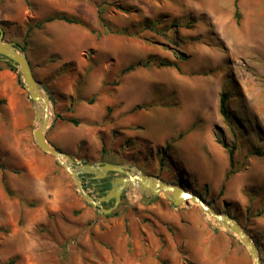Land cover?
I'll return each mask as SVG.
<instances>
[{
    "label": "rangeland",
    "instance_id": "obj_1",
    "mask_svg": "<svg viewBox=\"0 0 264 264\" xmlns=\"http://www.w3.org/2000/svg\"><path fill=\"white\" fill-rule=\"evenodd\" d=\"M234 3L0 0V28L22 49L28 25L80 22L46 25L33 33L36 51L30 38L32 54L22 49L50 89L48 143L77 162L135 167L185 187L230 215L264 264V0H237L238 23ZM138 62L150 64L120 75ZM6 64L0 57V264H253L193 204L129 189L111 214L91 208L35 144L34 105ZM224 92L231 123L219 113ZM218 140L235 148L237 173L226 181ZM102 181L83 185L99 198Z\"/></svg>",
    "mask_w": 264,
    "mask_h": 264
},
{
    "label": "water",
    "instance_id": "obj_2",
    "mask_svg": "<svg viewBox=\"0 0 264 264\" xmlns=\"http://www.w3.org/2000/svg\"><path fill=\"white\" fill-rule=\"evenodd\" d=\"M0 57L19 72L28 97L34 105L36 126L33 130V138L35 144L42 152L52 156L70 175L82 199L91 208L99 214H111L120 203L122 194L129 189L135 190L139 196L163 197L174 207L188 206L184 203L190 200L191 204L197 206L205 218L206 216L209 218L208 220L206 218V220L212 228L223 230L227 234L236 237L250 255L253 264H261L257 246L242 227L230 215L215 212L202 197L186 191L183 186L169 184L156 176H147L135 167L113 163L88 164L77 162L50 145L46 139V131L52 119L50 97L45 88L36 81L26 53L16 44L6 42L4 31L1 28ZM40 102L42 103L41 112L36 108V104ZM64 158L65 161H63ZM111 175L114 177L109 179ZM84 179L93 182L108 179L110 188L103 196L95 198L84 188ZM111 201L113 206L108 209L104 208L103 205Z\"/></svg>",
    "mask_w": 264,
    "mask_h": 264
},
{
    "label": "trees",
    "instance_id": "obj_3",
    "mask_svg": "<svg viewBox=\"0 0 264 264\" xmlns=\"http://www.w3.org/2000/svg\"><path fill=\"white\" fill-rule=\"evenodd\" d=\"M234 9H235L234 19L238 23L239 22V12H238V7H237V0H235ZM54 20H60V21H63L65 23H68V24H81L80 22H78V21H76L74 19H71V18H68L67 16L62 15V16H58V17L47 18V19H45V20H43V21H41V22H39V23H37L35 25H28L27 26V29H26V32H25V36H24L25 42H24V45H23L22 49L25 51L26 48L28 47L27 40L30 38L31 33H32V31L34 29L41 30L46 23H50V22H52ZM149 64H150V62H145V63L144 62H138V63H136L134 65H131V66L123 69L121 71V74L120 75L123 76V75H125V74H127V73H129L131 71H134L138 67H148ZM6 65H7V68L10 71H14V72L17 71L16 68H14L13 66H11L9 63L6 64ZM162 66L173 67L177 71H179L178 66H176L175 64L167 63V64H162ZM139 108H140V106H137L136 107V109H139ZM109 111H110V109L108 108L107 109V113H109ZM219 113H220L221 117L227 123H231L232 122L230 108H229V95L226 92L222 93V95L219 98ZM67 121L70 122V123H72V124H74V125H78V122L75 121V120L69 119ZM218 143L222 145V147L227 151V155H228L229 167H228L227 171L225 172V178H224V180L226 181L232 175H234V174L237 173V170L235 169V158H234L235 148L234 147H229L226 144L219 142V140H218ZM114 164H117V163H114ZM165 182H167L169 184H175V183H170L168 181H165ZM2 183H3L4 187H5L4 189H5L6 193L9 194V190L6 187V182H5V176L4 175H2ZM109 188H110V184H109L108 180L107 179L106 180H103L102 181V186L99 187V192L102 193V195H104V193ZM103 206H104V208H107V205L106 204H104ZM8 264H11V263H8ZM162 264H167V263L166 262H163Z\"/></svg>",
    "mask_w": 264,
    "mask_h": 264
},
{
    "label": "crops",
    "instance_id": "obj_4",
    "mask_svg": "<svg viewBox=\"0 0 264 264\" xmlns=\"http://www.w3.org/2000/svg\"><path fill=\"white\" fill-rule=\"evenodd\" d=\"M62 16V15H61ZM69 18V17H68ZM55 23H60V24H63V25H67V26H70V25H74V26H78V25H82V24H68V23H65V22H63V21H60V20H54V21H52V22H50V23H46L44 26H43V28L41 29V30H38V29H34L33 31H32V33H31V36H30V39H32L31 41H32V46H31V48H33V49H35V51H36V47H37V44L35 43V39L37 40V37H33V33L35 32V31H38V32H42V31H44V29H45V26L46 25H48V27L51 25V24H55ZM59 24V25H60ZM85 25V24H84ZM83 25V26H84ZM86 26V25H85ZM82 27V26H81ZM29 47H30V45L28 46V49H27V53L28 54H32L31 52H30V50H29ZM44 47H45V52H46V54H51L52 52H49V51H51L49 48H48V42L47 41H45V45H44ZM32 49V52L34 51ZM26 53V54H27ZM31 56V55H30ZM28 58V57H27ZM29 60V63H30V66H31V69H32V72H33V67H32V62H31V59L29 58L28 59ZM48 64H50V63H48ZM47 64V65H48ZM37 81V80H36ZM38 82V81H37ZM42 85L45 87V90H50L49 89V87H48V85H46L45 83H42ZM49 92V91H48Z\"/></svg>",
    "mask_w": 264,
    "mask_h": 264
},
{
    "label": "bare ground",
    "instance_id": "obj_5",
    "mask_svg": "<svg viewBox=\"0 0 264 264\" xmlns=\"http://www.w3.org/2000/svg\"><path fill=\"white\" fill-rule=\"evenodd\" d=\"M36 108H37V110L38 111H42V103L40 102V103H37L36 104ZM63 161H65V158L63 159ZM138 194H137V192H135V191H132L131 192V194H130V196H137ZM192 202L190 201V200H187L185 203H184V205H189V204H191ZM206 218H207V220L209 219L207 216H206Z\"/></svg>",
    "mask_w": 264,
    "mask_h": 264
}]
</instances>
